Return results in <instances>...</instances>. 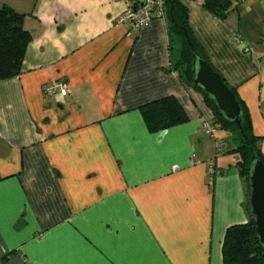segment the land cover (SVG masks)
<instances>
[{
    "label": "crops",
    "instance_id": "1",
    "mask_svg": "<svg viewBox=\"0 0 264 264\" xmlns=\"http://www.w3.org/2000/svg\"><path fill=\"white\" fill-rule=\"evenodd\" d=\"M181 1L264 156V0H231L225 20L206 0ZM3 7L23 15L30 41L20 75L0 81V264H224L228 228L251 219L248 184L222 128L230 148L216 158L203 130L216 115L174 69L167 18L120 24V0ZM55 80L68 96H45ZM166 97L189 120L151 131L141 108Z\"/></svg>",
    "mask_w": 264,
    "mask_h": 264
},
{
    "label": "trees",
    "instance_id": "2",
    "mask_svg": "<svg viewBox=\"0 0 264 264\" xmlns=\"http://www.w3.org/2000/svg\"><path fill=\"white\" fill-rule=\"evenodd\" d=\"M204 7L217 18L225 20L231 11L232 1L206 0ZM22 18L23 15L11 8H0V81L14 78L21 73L26 47L30 41L29 33L22 25ZM166 18L169 25L173 67L179 72L185 84L200 91L194 84L191 46L198 55L202 57L204 55L190 30L189 10L181 0H168ZM228 87L235 93L243 109L240 126L226 121L213 101L201 92L208 106L214 111L215 119L221 124V128L231 132L235 144L234 151L240 155L238 167L241 176L248 184V166L253 154L255 153L263 163L264 156L259 147L260 138L253 131L246 105L238 97L236 90L229 85ZM141 111L151 131L167 130L189 120L184 108L174 97H166L149 103L143 106ZM248 211L250 213L249 203ZM223 259L224 264H264V249L258 240L256 225L252 219L247 224L228 228L223 246Z\"/></svg>",
    "mask_w": 264,
    "mask_h": 264
},
{
    "label": "water",
    "instance_id": "3",
    "mask_svg": "<svg viewBox=\"0 0 264 264\" xmlns=\"http://www.w3.org/2000/svg\"><path fill=\"white\" fill-rule=\"evenodd\" d=\"M193 52L194 84L211 99L221 116L231 124L241 125L243 109L222 75L202 56ZM248 203L256 234L264 249V163L254 153L248 166Z\"/></svg>",
    "mask_w": 264,
    "mask_h": 264
},
{
    "label": "built area",
    "instance_id": "4",
    "mask_svg": "<svg viewBox=\"0 0 264 264\" xmlns=\"http://www.w3.org/2000/svg\"><path fill=\"white\" fill-rule=\"evenodd\" d=\"M126 3L127 7L124 13L119 17L118 23L130 24L133 28L139 29L149 25L156 18H166L168 0H120ZM235 42L244 47L246 53L252 51V47L240 37H235ZM264 44V39L261 41ZM70 93L67 85L61 80H55L44 87L46 97H52L57 94L62 97ZM221 129V124L215 119L205 121L203 125L204 132L215 140L216 158L221 157L227 150L228 141L224 138H218L217 133ZM194 158V157H193ZM195 158L193 162H195ZM214 162L210 163L209 181L213 182L217 175Z\"/></svg>",
    "mask_w": 264,
    "mask_h": 264
},
{
    "label": "rangeland",
    "instance_id": "5",
    "mask_svg": "<svg viewBox=\"0 0 264 264\" xmlns=\"http://www.w3.org/2000/svg\"><path fill=\"white\" fill-rule=\"evenodd\" d=\"M228 139H229V145H230V144L232 145V143H233L232 138H229V137H228ZM233 145H234V144H233ZM233 145H232V146H233ZM233 147H235V146H233ZM228 148H230V146H228Z\"/></svg>",
    "mask_w": 264,
    "mask_h": 264
}]
</instances>
